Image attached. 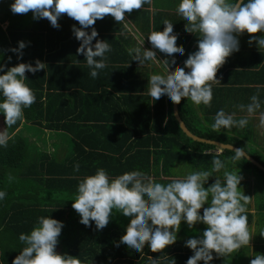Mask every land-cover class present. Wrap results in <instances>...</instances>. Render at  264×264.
<instances>
[{"label": "clouds", "instance_id": "1", "mask_svg": "<svg viewBox=\"0 0 264 264\" xmlns=\"http://www.w3.org/2000/svg\"><path fill=\"white\" fill-rule=\"evenodd\" d=\"M150 0H13L10 11L14 14L32 12L33 18H46L53 27H58L57 20L61 14L77 21L80 28L73 26L72 32L79 46L77 54H83L90 71L88 75L95 79L98 70L106 67L105 53L109 52L110 44L96 39L95 28L85 31L98 19L110 15L116 22H122L126 12L141 9ZM176 13L185 22L184 31L196 34L197 50L188 55L182 68L170 74L176 61L171 59L183 56L184 49L177 47V36L173 25L163 21L162 31L153 30L146 37L151 49L166 54L163 60L156 59V52L143 50L141 46L128 50L132 60L143 64L152 61L158 64L163 72L152 74L148 78L147 94L153 101L167 98L174 104H179L182 98L190 100L195 105H208L212 99L210 81L216 82L217 69L225 62L226 57L239 51L237 37L247 33H261L258 37H249L248 43L256 41L258 48H264V0H179ZM145 37L141 41L144 42ZM25 47L23 41L18 42V48L11 49L22 55ZM18 55V58H19ZM9 60L11 57L8 58ZM45 64L39 60L35 66L29 63H18L4 71L0 64V115L4 117L7 127L15 125L23 116V109L35 101L32 90L25 83V72L35 74L44 69ZM185 68L189 69L185 72ZM251 103L246 107L251 115L259 109L257 96L250 97ZM152 104V103H151ZM234 114H226L218 110L211 124L213 131L228 129L233 126L244 127L248 120H236ZM260 124L264 125V113L260 116ZM7 136L0 132V146H6ZM233 160L244 158V151L237 148ZM225 167L220 159L212 160L209 171H193L183 179H174L167 184L153 182L141 171L125 172L114 178H109L102 168L93 175L84 177L76 187L75 198L71 207L79 215V222L88 227L90 221L95 228H104L110 214L115 210L129 217L124 234L119 243L125 245L134 253H141L147 244L151 252H158L177 239V229L181 221L192 228L195 223H203L207 227L200 238H189L185 247L193 251L185 264H210L212 253L217 256L230 254L242 245H249L250 233L244 203L248 197L238 191L242 177L238 173L223 172V183L216 178L207 188L211 173ZM79 165H74V171ZM6 193L0 191V200ZM210 197V199H209ZM242 201L244 203H242ZM203 214L198 210L203 205ZM63 224L61 221L47 217H38L36 225L28 234L21 233L19 240L25 245L12 264H79L76 257L58 254L55 251ZM264 237V231L260 232ZM159 257L152 258V264H158ZM171 264H175L173 260ZM250 264H264V255H255Z\"/></svg>", "mask_w": 264, "mask_h": 264}, {"label": "trees", "instance_id": "2", "mask_svg": "<svg viewBox=\"0 0 264 264\" xmlns=\"http://www.w3.org/2000/svg\"><path fill=\"white\" fill-rule=\"evenodd\" d=\"M10 1L5 0L7 3ZM4 5H0V24L8 20L4 29L0 25V64L4 65V71L18 63L35 66L36 60L44 63L45 67L35 74L25 72V83L32 90L35 101L23 109L22 118L15 125L7 127L3 115H0L1 131L7 136L6 146H0V191L6 193L4 199L0 200V264H12L14 257L25 246L19 240V235L28 234L36 225L38 217L42 216L62 222L55 251L76 257L79 264H149L147 255L154 253L147 244L141 253H134L119 243L124 233H120L117 219L113 218L104 228L97 230L91 221L88 227L81 224L79 215L71 207L78 183L99 168L104 169L110 179L137 170L153 182L167 184L174 180L169 178H184L188 174L185 165L189 173L202 171L200 163L211 164L216 158L225 167L211 173L206 184H212L216 178L223 183L224 171L238 173L242 177L241 183L248 182L253 175L261 184L262 195L257 203L264 206V172L245 157L233 160L235 153L229 149H222L218 154L204 153L217 147L186 136L172 114V102L166 97L153 101L147 95L139 96L142 105L137 108L134 105L123 108L121 103L115 104L114 99L108 101V105H101L103 101H90L89 97L81 101L84 97L81 89L87 82L97 81L89 78L90 70L52 62L56 54L61 55L60 59H67L64 51H68V44L65 41L70 38L71 32L65 31L53 42L50 38L53 28L46 18L34 19L30 11L14 14L10 11V4ZM20 41L25 43V47L20 50L22 55L11 51L18 48ZM183 66L184 62L179 68ZM61 69L63 75L69 78L57 93L58 85L53 74ZM116 69L131 73L128 67ZM128 73L115 74L112 78L101 76L100 79L112 88L113 80L127 78ZM71 87L74 89L69 94ZM216 89L211 86V90ZM219 90L226 96L225 89L221 87ZM107 92L109 96L112 95L110 90ZM66 96L72 98L71 106L63 100ZM214 102L218 101L214 100L213 94L208 105L197 106L182 98L178 112L186 127L199 137L241 148L264 166L263 148L251 145L254 138L241 135L245 133L246 126L236 135L211 129L217 111L213 109ZM98 113L103 117L99 118ZM121 113L126 114V122L117 121L116 115ZM85 118L95 123L87 125L83 123ZM22 119L46 129L68 130L74 135L91 130L93 136L83 134L85 138L79 139L82 143H89L87 146L90 150L82 148L80 142H72V155H65L61 161H55L51 155L38 153L33 143L22 134L15 133ZM77 147L79 151H76ZM77 164L79 170L74 171V165ZM211 169L205 171L211 172ZM244 215L247 216V222L252 217L250 213Z\"/></svg>", "mask_w": 264, "mask_h": 264}, {"label": "crops", "instance_id": "3", "mask_svg": "<svg viewBox=\"0 0 264 264\" xmlns=\"http://www.w3.org/2000/svg\"><path fill=\"white\" fill-rule=\"evenodd\" d=\"M12 2L13 0L8 3L5 2V0H1L0 5H9ZM229 2H231V0H229ZM178 3L179 0H150V3L142 5L141 9H134L130 13L126 12L124 15L125 21L119 23L110 15H105L103 19L96 20L92 26L88 29H84L90 32L91 28H95L98 36L92 43L94 44L96 39L106 41L110 44L111 50L105 53L106 67L102 70H98V75L95 79L89 77L91 80L97 81L87 82L85 87L81 89L84 95L81 101L89 97L90 101L92 100L95 103L103 101L101 105H108V101L114 99L116 101L114 103H121L123 108H127L129 105H134L135 108L140 107L142 101L138 97L142 95L148 96L147 83L149 76L152 74L163 75V72L161 67L152 61H144L143 64H139L138 61L132 60L128 50L141 46L142 56L143 50L151 49V45L146 36L153 30L162 31L164 28L162 24L164 20L172 23L173 32L177 36V47L184 49L183 56L171 58L176 61V64L174 68L170 69V74H173L176 69L183 64L189 54L195 52L199 37L196 34L186 33L184 31L186 24L175 11ZM29 13H31V11ZM7 22L8 20H5L0 24L3 29L7 25ZM57 24L58 27L52 26L53 32L50 38L55 42L65 31L71 32L70 38L65 41L69 45H67L68 51H66V49L64 51L66 54L65 56L68 57H65L67 59H60L61 55L56 54L58 58L54 56L56 59L52 62L58 65L65 63L68 67L82 66V68L90 70L86 65L83 54L76 53V49L80 42L75 39L72 28L73 26L80 28L81 26L79 23L66 14H61L57 20ZM260 35L262 34L259 32L251 34L245 32L238 36L239 51L233 52L230 56L226 57L225 62L217 69L215 78L218 79L219 82L210 81L208 83L217 88L216 90H212L214 100L218 101L213 103V109L217 111L223 109L226 114H234L233 118L236 120L247 118L248 122L245 125L247 129L244 131L245 133L241 135L254 138L255 141L251 145L256 148L261 147L264 150V125L260 124V116L264 113V48H258L255 40H253L251 44L248 43L249 37H258ZM144 37V42L141 45V41ZM151 50L156 52L157 60L166 58V54L156 49ZM246 63L248 64L247 66L242 65ZM116 67H128L131 73L129 74L128 71L125 70L120 71L116 69ZM55 72L56 73L53 74L54 81L55 84L58 85L56 91L59 93L62 86H64V84L66 85L68 81L67 78L69 77L63 75L64 71L62 69ZM126 73L129 74L127 78H116L112 81V88L103 84L104 82H101L103 79H100L101 76L112 78L115 74L122 75ZM221 87L225 89L226 96L220 93L219 89H221ZM73 89L74 87L69 89V94L72 93ZM109 90L110 93H112L111 96L108 95L107 91ZM253 95L257 96L260 107L249 115L246 111V107L242 109L240 106H246L251 103L250 97ZM69 98V96H66L63 100L66 101L68 106H71L73 102L72 98ZM100 98H102V100H100ZM217 111H215V113ZM98 115L99 118L103 117L102 114L98 113ZM130 115L132 116V114ZM116 117L118 119L117 121L120 123L126 122L127 120L125 113L117 114ZM42 123H45V121H42ZM83 123L93 125L95 122L92 119L85 118ZM243 128L244 127L233 126L228 129H220L219 132L236 135V133L243 130ZM1 130L2 126L0 127V132H2ZM31 132L34 134H31ZM15 133L22 134L34 144L33 146L39 151L38 153L51 155L54 157L55 161H61L65 155H72V142L73 144L74 142H80V138H85L83 134L88 137L93 136V131L91 130L80 133V135H74L68 130L46 129L42 126L32 124L29 121L26 122L24 119H22ZM30 138L36 139L37 142ZM80 144L82 148L87 151L90 150L87 146L89 143L85 144L80 142ZM221 150L222 149L217 147V149L206 150L204 153L218 154ZM76 151H79V147L76 148ZM200 166L202 167V171H205V169L210 170L212 168V163H200ZM185 168L189 174L188 166L185 165ZM164 178L165 177H161V179ZM258 182L259 180L251 175L248 182L244 184V188L250 190L245 194V196L249 198L248 201L246 203L243 202L246 208L245 212L252 214V217L248 220V230L251 235L249 245H242L240 249L223 256H217V254L213 252V260L210 264H250V260L254 259L255 255H264V237L260 235V232L264 231V206L258 205L257 201L259 197L255 196L257 193H259L260 196L262 195L260 191L256 190L257 185H259ZM208 186V184L204 185L205 188ZM238 191H240L239 188ZM262 204L264 205V202ZM204 207H207V204L203 205L202 208L198 210L201 215L203 214ZM245 212L244 214H246ZM113 218L118 220L116 225L120 228V233H124L123 230L125 231L130 218L123 216L115 210L110 214L109 222H111ZM206 227L207 226L203 223H195L192 228H189L186 223L181 221L180 228L177 229L176 241L172 245L166 246L161 251L147 255L150 261L149 264H152V258L156 259L158 257V264H171L173 260L175 264H185L187 259L193 255V251L185 247V241L189 238H200ZM198 264H203V261H199Z\"/></svg>", "mask_w": 264, "mask_h": 264}, {"label": "water", "instance_id": "4", "mask_svg": "<svg viewBox=\"0 0 264 264\" xmlns=\"http://www.w3.org/2000/svg\"><path fill=\"white\" fill-rule=\"evenodd\" d=\"M188 71H189V69L185 68V72H188ZM172 113H173V116H174L175 120L177 121V124H178L179 128L181 129V131L186 136L191 138L192 140L203 142V143H207V144H211V145H214V146H216V147H218L220 149H229V150L235 151V149L238 148V147L233 146V145L228 144V143H222V142L217 141V140H212V139H208V138H202V137H199V136L193 134L186 127V125L184 124L183 120L181 119V117L179 115V112H178V104L172 103ZM242 151H244V150H242ZM244 157L248 161H250L251 164H253L254 166H256L257 168H259L260 170H262L264 172V166L262 164H260L258 161H256L249 154H247L245 151H244Z\"/></svg>", "mask_w": 264, "mask_h": 264}, {"label": "rangeland", "instance_id": "5", "mask_svg": "<svg viewBox=\"0 0 264 264\" xmlns=\"http://www.w3.org/2000/svg\"><path fill=\"white\" fill-rule=\"evenodd\" d=\"M4 6H6V5H4ZM0 127H1V124H0ZM31 134H34V133H32L31 132ZM31 139V138H30ZM31 140H35L36 141V139H31ZM37 142V141H36ZM251 172V171H250ZM250 175H251V173H250ZM249 177V176H248ZM247 177H245L244 179H246ZM251 178V177H250ZM254 178H255V176H254ZM240 184H241V186H240ZM240 184L238 185V187H239V189H240V191L242 192V194L243 195H245L247 192H249L250 190H246L245 188H244V184L245 183H241L240 182ZM260 189H261V185H257V187H256V190L257 191H260ZM255 196H257V197H260V194H256ZM256 198V197H255ZM242 203H243V201H242Z\"/></svg>", "mask_w": 264, "mask_h": 264}]
</instances>
